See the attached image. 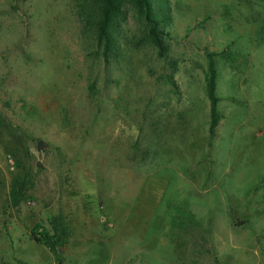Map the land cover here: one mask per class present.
Listing matches in <instances>:
<instances>
[{"label": "rangeland", "instance_id": "rangeland-1", "mask_svg": "<svg viewBox=\"0 0 264 264\" xmlns=\"http://www.w3.org/2000/svg\"><path fill=\"white\" fill-rule=\"evenodd\" d=\"M167 6L0 0V264H264V0Z\"/></svg>", "mask_w": 264, "mask_h": 264}, {"label": "trees", "instance_id": "trees-1", "mask_svg": "<svg viewBox=\"0 0 264 264\" xmlns=\"http://www.w3.org/2000/svg\"><path fill=\"white\" fill-rule=\"evenodd\" d=\"M167 3L168 0H77V4L81 9L87 8L89 10L87 12L88 23L98 33L100 40L105 43L107 50L112 49L116 43L113 28L116 18L121 14L122 6L132 5L144 22L148 37L162 51L161 35H163V29L161 28V24L169 15ZM216 80V66L214 61H211L207 78V95L211 105V133H214L219 124V97L216 90ZM21 198L22 193L15 192L13 195V204L18 205ZM49 233V230L44 224H37L33 228L31 235L34 239L43 243L44 238L50 236ZM59 264H63L61 260H59Z\"/></svg>", "mask_w": 264, "mask_h": 264}, {"label": "water", "instance_id": "water-1", "mask_svg": "<svg viewBox=\"0 0 264 264\" xmlns=\"http://www.w3.org/2000/svg\"><path fill=\"white\" fill-rule=\"evenodd\" d=\"M46 142L45 141H43V140H39L38 141V149L39 150H42L43 148H45L46 147ZM48 153V150H46L45 151V154H47Z\"/></svg>", "mask_w": 264, "mask_h": 264}]
</instances>
